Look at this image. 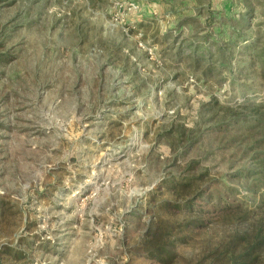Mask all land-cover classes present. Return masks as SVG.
Wrapping results in <instances>:
<instances>
[{
  "label": "rangeland",
  "instance_id": "rangeland-1",
  "mask_svg": "<svg viewBox=\"0 0 264 264\" xmlns=\"http://www.w3.org/2000/svg\"><path fill=\"white\" fill-rule=\"evenodd\" d=\"M0 264H264V0H0Z\"/></svg>",
  "mask_w": 264,
  "mask_h": 264
}]
</instances>
